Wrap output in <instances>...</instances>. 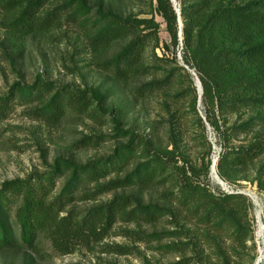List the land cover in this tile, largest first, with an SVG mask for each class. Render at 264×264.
I'll list each match as a JSON object with an SVG mask.
<instances>
[{"label":"trees","instance_id":"16d2710c","mask_svg":"<svg viewBox=\"0 0 264 264\" xmlns=\"http://www.w3.org/2000/svg\"><path fill=\"white\" fill-rule=\"evenodd\" d=\"M178 1L180 12L173 0H150L170 36L162 46L161 23L155 15H124L106 5V0L99 5L92 0L3 2L15 9L11 28L20 37L50 34L63 23L81 31L99 70L112 83L131 89V103L156 94L168 95L174 89L176 96L188 101L197 124L205 131V121L197 110L202 99L206 123L218 133L222 145L219 176L236 184L250 180L255 167L253 182L264 191V0ZM191 70L201 82V97ZM107 100L101 89L63 85L42 75L31 84H13L0 97V125L20 104L32 108L29 113L34 120L49 125H59L68 117L104 123L110 119L119 138L109 155L84 163L58 156L47 171L2 182L0 252L38 251L47 238L54 250L68 254L79 245L90 247L104 240L118 222L156 224L167 216L176 221L180 212L238 243L253 239L251 199L241 193H215L205 182L212 166V144L207 136L203 135L207 162L191 164L174 129L172 148L164 147L136 127L126 126V111L121 106L109 107ZM242 113L243 120L227 126L230 116ZM250 133L254 136L247 144H233L234 138ZM103 139L101 135L83 136L73 148L97 146ZM150 188H164L163 198L174 207L145 202L140 194L129 193ZM106 194L112 197L87 209L77 207L79 201H96ZM126 232L160 242L165 236L178 238L184 230ZM177 240L159 249L167 253L189 249V242ZM102 249L130 252L120 245ZM173 264H190V259Z\"/></svg>","mask_w":264,"mask_h":264},{"label":"rangeland","instance_id":"374dc122","mask_svg":"<svg viewBox=\"0 0 264 264\" xmlns=\"http://www.w3.org/2000/svg\"><path fill=\"white\" fill-rule=\"evenodd\" d=\"M3 1L0 0V97L7 94L13 84L17 82L31 84L38 75L80 89L86 86L101 89L107 93L109 107L121 106L120 108L126 111L124 114L126 126L136 127L142 134L164 147L169 146L170 149L171 132L174 129L181 139L188 162L197 166L208 160L203 138L205 135L212 144L210 156L212 165L215 158L218 164L222 145L218 133L206 123V109L202 99L197 105V110L205 121V131L197 124V116L192 113L188 101L176 96L174 89L170 90L168 95L156 94L131 103V89L112 83L107 74L99 70L81 31L63 23L50 34L20 37L11 28L15 9L12 4L6 5ZM101 1L92 0V3L99 5ZM108 4L124 15L140 18L155 15L157 21L161 23V46L163 42L170 41L166 24L163 18L153 11L150 0H106V5ZM174 5L180 12L178 0L174 1ZM180 24L183 25L181 15ZM157 51L162 55V48ZM178 57L182 63L181 52L178 53ZM191 73L198 81L196 73L193 70ZM30 109H32L30 106L17 104L6 121L0 125V185L5 180L26 177L31 172L47 171L58 156L84 163L93 158L109 155L119 141L110 119L104 123L68 117L59 125H49L34 120L29 113ZM242 118L244 119L243 113L232 115L226 124L230 126L236 121L243 120ZM94 135L104 136L99 145L84 149L73 148L74 143L83 136ZM253 136V133L241 135L233 139V144L235 146L247 144ZM255 169L253 167L250 171V180H240L236 184H230L218 174L224 183L220 184L219 180L214 178L211 166L209 178L205 181L215 193L241 190L251 199L254 237L245 244L221 235L209 226L191 220L186 213L180 212L176 221L167 216L156 224L118 222L104 240L93 243L90 247L79 245L68 254L54 250L51 241L44 238L38 251L20 249L1 251L0 264H173L183 258L190 259V264H255L260 251L263 252L261 264H264V234L263 237L259 235L260 226H264V191L253 182ZM62 183L63 180H60L59 187ZM163 189L150 188L142 192L131 189L129 193L140 194L145 202L174 207L163 198ZM111 197L112 194H106L96 201H79L77 207L87 209ZM136 229L148 233L176 230L184 232L178 238L165 236L160 242H150L126 232ZM177 239L189 242V249L183 253H167L159 249V246L178 241ZM105 245L125 246L130 252L127 254L104 252L102 247Z\"/></svg>","mask_w":264,"mask_h":264},{"label":"bare ground","instance_id":"6f19581e","mask_svg":"<svg viewBox=\"0 0 264 264\" xmlns=\"http://www.w3.org/2000/svg\"><path fill=\"white\" fill-rule=\"evenodd\" d=\"M212 173H213V176H214V178L215 179H217V180H219V182H220V184L222 183V184H224L223 183V181L219 178V176H218V173H217V160H216V158L214 159V162H213V165H212V171H211ZM218 182V181H217ZM254 198H256L255 197V195H252ZM263 225V224H262ZM259 230V229H258ZM264 232V226H260V231H259V235L261 236V237H263V233ZM263 252L262 251H260V256L258 257V259H257V261H256V263L255 264H261V262H262V259H263V254H262Z\"/></svg>","mask_w":264,"mask_h":264},{"label":"built area","instance_id":"2783aa9c","mask_svg":"<svg viewBox=\"0 0 264 264\" xmlns=\"http://www.w3.org/2000/svg\"><path fill=\"white\" fill-rule=\"evenodd\" d=\"M226 193H236V194H245L247 195V193H245L244 191H241V190H228Z\"/></svg>","mask_w":264,"mask_h":264},{"label":"water","instance_id":"95a60500","mask_svg":"<svg viewBox=\"0 0 264 264\" xmlns=\"http://www.w3.org/2000/svg\"><path fill=\"white\" fill-rule=\"evenodd\" d=\"M175 0H173L174 2ZM177 9V8H176ZM179 21H180V18H179ZM197 85H198V88H199V92H200V97L202 96V87H201V82L200 80L197 81Z\"/></svg>","mask_w":264,"mask_h":264}]
</instances>
